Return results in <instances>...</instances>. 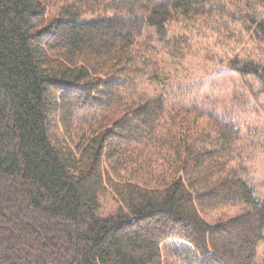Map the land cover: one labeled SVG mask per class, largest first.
Instances as JSON below:
<instances>
[{
  "label": "trees",
  "instance_id": "16d2710c",
  "mask_svg": "<svg viewBox=\"0 0 264 264\" xmlns=\"http://www.w3.org/2000/svg\"><path fill=\"white\" fill-rule=\"evenodd\" d=\"M221 2L0 0V264H166L169 240L184 264H260L264 199L233 166L241 125L135 87L142 49L178 53L175 23L228 16L264 47L256 7ZM230 66L264 93V63Z\"/></svg>",
  "mask_w": 264,
  "mask_h": 264
},
{
  "label": "rangeland",
  "instance_id": "374dc122",
  "mask_svg": "<svg viewBox=\"0 0 264 264\" xmlns=\"http://www.w3.org/2000/svg\"><path fill=\"white\" fill-rule=\"evenodd\" d=\"M235 2L222 0L221 3L242 15L250 10L247 7L249 2L256 7V13L260 12L258 16L264 17V0H241L239 8ZM202 20L199 23H175L169 28V39H182L181 48H172L179 50L174 53L177 58L158 43L153 44L157 50L142 49L148 61L143 68L148 72L135 82V87L138 93L149 98L163 97L168 108L197 105L204 110L212 108L233 117L241 125L244 135L239 143L241 154L233 166L247 169L246 178L255 189L256 196L264 199V93L256 98L252 96L245 79L230 66L236 59L264 63V47L251 40L242 23H236L228 16ZM159 71H162V82H152L149 75ZM247 81L254 89L261 87L256 79L248 78ZM102 205L105 214L117 207L110 198L103 200ZM239 212L237 207L224 209L207 220L214 224L222 216L235 218ZM184 243L169 240L163 244L166 264H184V258L174 257L177 246ZM259 251V263L264 264V244Z\"/></svg>",
  "mask_w": 264,
  "mask_h": 264
}]
</instances>
